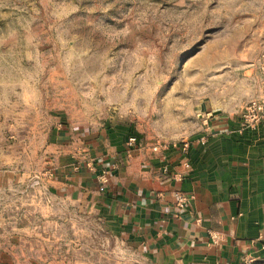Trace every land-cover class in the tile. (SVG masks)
<instances>
[{
    "label": "rangeland",
    "instance_id": "rangeland-1",
    "mask_svg": "<svg viewBox=\"0 0 264 264\" xmlns=\"http://www.w3.org/2000/svg\"><path fill=\"white\" fill-rule=\"evenodd\" d=\"M262 54L264 0H0V122L119 116L156 144L178 142L192 109L259 94ZM24 91L42 107L22 108ZM28 220L1 225L0 264H148L86 214Z\"/></svg>",
    "mask_w": 264,
    "mask_h": 264
},
{
    "label": "crops",
    "instance_id": "crops-1",
    "mask_svg": "<svg viewBox=\"0 0 264 264\" xmlns=\"http://www.w3.org/2000/svg\"><path fill=\"white\" fill-rule=\"evenodd\" d=\"M19 105L42 107L28 91ZM238 105L192 109L195 125L181 120L186 135L176 136L189 140L187 155L180 146L154 152L152 138L119 116L79 122L52 112L24 128L0 122V227L13 217L15 229L27 231L29 218L58 224L83 213L100 222L107 242L148 264H242L260 256L264 124L240 131ZM132 136L140 146L129 153ZM178 192L193 197L186 210L176 207ZM210 230L224 240L213 243Z\"/></svg>",
    "mask_w": 264,
    "mask_h": 264
},
{
    "label": "built area",
    "instance_id": "built-area-1",
    "mask_svg": "<svg viewBox=\"0 0 264 264\" xmlns=\"http://www.w3.org/2000/svg\"><path fill=\"white\" fill-rule=\"evenodd\" d=\"M251 76L253 82L258 86L259 94L241 105L239 109L240 114V131L256 130L261 128L264 124V54H262L257 63L254 66ZM207 127V126H206ZM207 131V128L205 129ZM206 137L203 136L200 140L206 142ZM129 153L139 147L138 138L132 136L128 141ZM184 155L189 153L190 142L189 140H183L181 142H158L152 147L154 152H162L168 150L170 147H178ZM193 197L186 196L185 194L178 192L175 195L176 207L181 210H186L189 207L190 200ZM209 235L213 243H220L224 240V235L218 231H209ZM255 244H260L259 251L260 256L247 255L244 257L242 264H263L264 263V233H262Z\"/></svg>",
    "mask_w": 264,
    "mask_h": 264
}]
</instances>
